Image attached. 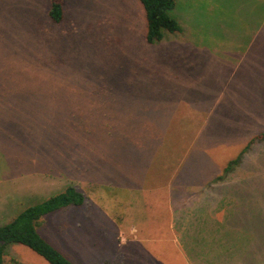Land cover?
I'll return each instance as SVG.
<instances>
[{
    "label": "rangeland",
    "instance_id": "rangeland-1",
    "mask_svg": "<svg viewBox=\"0 0 264 264\" xmlns=\"http://www.w3.org/2000/svg\"><path fill=\"white\" fill-rule=\"evenodd\" d=\"M63 8V21L54 24L47 15L49 0H0V225L33 204V195L45 181L53 186L61 178L66 186L75 183L67 166H86L82 158L95 150L85 146H96L101 153L114 143L123 151H134V162L147 158L151 164L144 171V166H134L139 182H151L153 174L152 181L157 178V158L165 160L174 148H182L181 155L189 149L178 175L189 178L188 193L182 196L187 206L179 213H170L168 199H160L167 191L95 190L101 206L107 207L111 197L120 201L106 213L112 223L123 221L116 225L130 241L120 248L125 257L119 259L123 264H188L200 254L199 264H210L207 251L197 253L196 246L177 243L178 226L185 223L191 238L229 236L231 241L248 236L244 257L260 264L264 137L228 173L224 170L264 133V0H176L172 13L182 31L166 33L153 45L145 43V13L138 0H64ZM142 112L150 130L163 133L144 127L142 133L125 132L136 126ZM216 175L224 179L216 181ZM207 177L216 178L201 195L198 185ZM40 193L44 194L41 189ZM194 193L199 195L192 201ZM95 203L87 198L85 208L50 214L38 228L73 264H109L104 257L117 264L115 247L104 255L98 250L93 262L72 247L79 248L80 242L85 246V240L70 242L82 236L76 224L85 225L79 221L84 211L92 220L88 206ZM191 206L205 209L192 212ZM161 224L165 228L159 232ZM80 228L85 231V226ZM157 236L168 241L152 238ZM91 237L105 242L102 236ZM81 249L85 253V247ZM234 251L241 258L239 244ZM3 260L48 264L18 244L6 246Z\"/></svg>",
    "mask_w": 264,
    "mask_h": 264
},
{
    "label": "crops",
    "instance_id": "crops-1",
    "mask_svg": "<svg viewBox=\"0 0 264 264\" xmlns=\"http://www.w3.org/2000/svg\"><path fill=\"white\" fill-rule=\"evenodd\" d=\"M145 121L146 119L142 112L141 119L138 120L136 126L132 129L126 130L125 132L142 133V128L144 127L147 132H152L155 134H161L160 132L163 133V130H161L160 132H158L157 130H156L157 132L151 131L150 130L151 127L147 123H145ZM194 130L196 131L195 127L193 129H190V131L188 132L189 137H190V134L194 132ZM168 132L170 133L172 132V130L169 129L167 133ZM194 145H195V142L193 143V146L191 143L189 145V148H191L192 150ZM85 148H93L95 150L94 152L93 151L88 152L86 156L82 158L83 159L82 161L84 163L87 162L86 166L85 165H84L85 167L79 166L73 163L67 166V170L72 172L71 177L77 178L75 183L73 182L71 183V185L74 186L79 192H81L84 195L85 202L87 201V198L92 199L94 202H96L94 206L93 205L88 206V209H91L92 211L91 213H93L94 216L92 217V220L86 219L87 218L86 216H89V218L91 216L88 214L87 211H84L86 212V214H84L83 216H80L83 219L79 218V221L83 220V221H86V223L84 225V223L82 222H77L76 228L79 227L78 229H82L80 233L82 234V236L83 235H86V236H83V237L81 236L77 239L70 240V242L72 245H75L80 241V238L82 239V241L85 240V246H83L82 242H80L79 244L81 245L79 246V248L75 246H72V247L76 248V251L78 253L83 254L86 260H90L93 262L94 260L97 259L96 255L98 253V250L104 255L106 253V250L109 247H115L118 250V255L116 256L117 257L116 263L123 264L124 261L119 258L120 257L124 258L125 252L121 251L120 248L127 245L129 240L126 237H123L122 235H120L118 226L116 225L117 223L123 224V221L121 222L119 220H116L114 223H112L111 220L106 218L108 217L106 213H110L112 212V209H115V206L112 207V205H118L120 204V201L117 199H114L115 197H111L109 198V205L107 207L101 206L99 204L100 203L99 196L101 195L98 194L95 190L99 188H106V189H109L110 191L111 189H113V191L116 189H119L120 191L129 193V194L134 189H140V191L143 190V193L145 192L150 193L151 191L153 193L158 192L156 194H163L164 192L167 191L166 197L159 196L160 199L164 201L168 199L170 213L172 212L179 213L183 211L182 209H184L187 206L182 196L188 193L187 191L189 187H187L186 185L187 184L186 178H188L187 174H184V176L182 175V178L180 176V179H178V175L181 174V165L184 164L183 158L186 159L188 155L190 154V151L189 149H186L184 150L183 155H181L182 148H180L179 150L174 148L173 152L170 153V151L168 152V147H167L168 156L165 157V160H163V158H159V159L157 158L156 160L157 164L160 166L159 174L157 178L154 181H152V179L154 178V174H153L151 178V182H139L138 181L139 172L136 171L134 166H139L141 168L144 166L143 170H141V171H144V169H147L145 168V166H148L151 164L147 158H145L143 162L142 161L134 162V159H133V156L135 155L134 151L130 150L127 147L123 151L121 147H116V144L114 143L107 146V148H105L104 151L101 153L97 151L96 146H91V147L85 146ZM199 148L201 150L203 149V146H199ZM146 156L148 157L147 154ZM193 156H196V154L195 155L193 154ZM73 170L75 171V173ZM88 173H92V175L89 176ZM108 176L111 177L110 181L108 179ZM148 177H149V173H145V179H148ZM216 177H219V176L216 175ZM67 178L70 179V177H67ZM213 178L214 177H207L206 179L205 178L200 179V183L198 185L199 194L203 195V193H205V189L209 187L208 184L213 180ZM46 179L47 178H45V180ZM140 179L142 180L143 178L141 177ZM57 181H59V184L55 186L49 183V181H45L46 185H44V187L39 186V188H37L36 190L35 195H33V197L35 198V201L31 205L41 202V200L36 201L37 197L41 198V196H44L46 194H52L54 190L56 192H61L67 186L70 185L68 184L66 186L65 185L66 180L63 178ZM86 188L87 189L90 188L94 190L92 191L93 193L91 191H86L85 193H83L85 190H87ZM40 189L42 190L44 194L40 193ZM181 193H184V194L182 195ZM198 195L194 193V196L193 198H191V200L193 201V199L197 197ZM199 199L200 198H198V201ZM82 207L85 208L87 206L84 203L79 208H82ZM204 209H205L204 206L202 207L191 206L190 207V210L192 212L193 211L202 212V210L204 211ZM162 213H163V210H162ZM99 215L104 216V218L102 220H99L98 219ZM93 224L96 225L95 231L93 230ZM80 225H82L83 227L85 226V231H83V228H80ZM204 226L208 234L207 226L206 225ZM178 227L181 230V233H180L181 237L177 239V241H179L177 243L181 245L196 246L195 250L197 253L201 251H207V253L205 254L207 255L209 254L208 256L211 258L210 264H213V262H215V260L217 259H220L222 261L221 264H224V260H225L224 252H226L227 254L226 256H228L227 264H239L238 258L233 259L232 257L233 254L230 255V252L227 247L228 239L226 237L207 235V236H202V237L199 236V237L191 238L187 235V232H186L187 225L185 223L180 224ZM164 228H165V225L161 224V226L156 229L157 231L159 230L160 232V230ZM139 229H143V227L140 226ZM68 231H69L68 228L64 230V232L67 233L69 237H73L74 235L71 236V234L68 233ZM91 236H94V237L102 236L105 239V242L103 244H100L97 240H95ZM152 238H154V240H157L158 242H164L162 244H165L168 241L163 236H157V237H152ZM154 240H151V241H154ZM139 242L140 241L138 240V243ZM81 247L83 248L85 247V253H84V250L81 249ZM85 255H89V256L86 257ZM199 255L200 254H196L192 258L188 259L187 263L188 264H199V261H200ZM182 257H184L183 254H182ZM104 259L105 260L108 259V261L111 263L108 257H104Z\"/></svg>",
    "mask_w": 264,
    "mask_h": 264
},
{
    "label": "trees",
    "instance_id": "trees-1",
    "mask_svg": "<svg viewBox=\"0 0 264 264\" xmlns=\"http://www.w3.org/2000/svg\"><path fill=\"white\" fill-rule=\"evenodd\" d=\"M142 5L145 13V43L153 45L161 42L166 33L176 34L182 31V28L176 18L173 16V10L176 6V0H138ZM64 0H49L48 18L54 24H60L64 18ZM264 137V133L257 136L249 142L240 155L231 161L224 170L228 173L232 166L239 162L240 157L247 151L250 146L257 140ZM220 175L216 181L223 180ZM85 203L84 195L74 186L69 185L63 191L48 197L47 199L25 207L9 222L0 226V264L4 263L3 256L6 246L11 244L22 245L36 255L41 257L48 264H73L67 257L53 247L38 231L41 220L46 216L60 210L70 207H80ZM228 238V249L233 259L238 258L239 264H257L252 258H245L247 246L250 242L246 238ZM239 244L241 258L236 257V246ZM230 245L233 248L230 250ZM235 246V248H234ZM244 248V249H243ZM236 263V261H235ZM264 264V259L260 261Z\"/></svg>",
    "mask_w": 264,
    "mask_h": 264
}]
</instances>
